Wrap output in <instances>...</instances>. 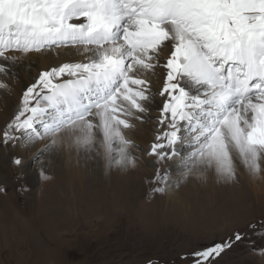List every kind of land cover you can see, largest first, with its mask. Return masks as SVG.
I'll use <instances>...</instances> for the list:
<instances>
[{
	"label": "snow or ice",
	"instance_id": "obj_1",
	"mask_svg": "<svg viewBox=\"0 0 264 264\" xmlns=\"http://www.w3.org/2000/svg\"><path fill=\"white\" fill-rule=\"evenodd\" d=\"M57 48L83 59L40 72L4 129L5 146L47 141L38 156L59 144L99 148L108 168L126 169L139 147L126 133L158 96L146 155L176 162L182 175L157 169L161 186L152 191L193 174L230 181L237 163L264 171V0H0V77L15 75L23 57ZM159 68L163 87L154 91L148 74ZM232 243L192 253L193 264H211Z\"/></svg>",
	"mask_w": 264,
	"mask_h": 264
},
{
	"label": "rangeland",
	"instance_id": "obj_2",
	"mask_svg": "<svg viewBox=\"0 0 264 264\" xmlns=\"http://www.w3.org/2000/svg\"><path fill=\"white\" fill-rule=\"evenodd\" d=\"M166 56L162 53L161 59L167 60ZM153 78L152 83L155 82ZM28 87L27 84L23 87V92L17 96L18 102L11 105L10 121L0 125V264H193L192 253L230 238L232 246L211 264H264V190L260 180L255 179L253 185L258 188L249 190V196L246 192H237L230 203H225L222 198L229 192L217 193V200H214L209 188L217 190L225 182L223 179L213 172L193 174L172 185L181 200L171 201L166 191H152L161 186L153 182L156 170L160 169L161 175L168 172L176 179L182 175V169L176 162V169L172 168L171 161L160 162L161 166L154 161L150 168L139 154H134L136 160L143 163L128 167L138 170L134 186L138 189L127 190L129 193L122 200L118 190L106 183L105 193L109 195L107 203L102 200L98 220L86 222L91 216L88 213L81 216L79 212L81 218L75 222L47 221L41 209V194L49 188L48 192L51 190L52 195L57 196L60 189L53 185L56 176L45 167L46 153L36 155L29 166L28 170L35 175L30 182L24 167L13 163V159L19 157L15 152L17 145L19 142L23 145L24 141L9 142L7 146L2 142L4 129L18 112ZM8 89H2L5 102L10 99ZM160 107L161 103L158 114ZM93 151L97 153V149ZM42 167L46 179L41 175ZM113 168H108L109 173ZM113 173L120 175L115 170ZM210 174L214 177L208 178ZM236 175L239 177L237 171ZM94 177L97 173L90 171L74 186L76 195L81 187L83 195L89 193ZM68 191L71 190L65 193ZM197 193L202 196L197 197ZM117 197L119 201L116 202ZM83 204L89 207L88 202ZM83 209L81 206V212ZM117 212L125 216L119 217ZM236 233L241 234V240H234Z\"/></svg>",
	"mask_w": 264,
	"mask_h": 264
},
{
	"label": "bare ground",
	"instance_id": "obj_3",
	"mask_svg": "<svg viewBox=\"0 0 264 264\" xmlns=\"http://www.w3.org/2000/svg\"><path fill=\"white\" fill-rule=\"evenodd\" d=\"M164 54L168 56L170 55V52L166 51L164 52ZM81 59H83V57L80 56L77 51L73 48H63L61 50L53 49L41 53H31L28 56L23 57L22 60L17 62L12 68V71L15 73V75H12L10 73L6 77H0V79H3L4 82L7 83V88H9L8 90L10 93V99L5 102L2 98L4 90L0 89V125H5L7 122L10 121V119L8 120V118L9 113L11 112V105L13 103L16 104V102H18L17 96L21 92H23V87L26 84L30 87L34 83V81L39 78L40 72L49 70L53 67H58L63 63H73ZM164 62H166V60L161 59V64H163ZM164 75L165 72L163 68L157 69L155 75H152L151 73L148 74L149 80H151L152 76L154 77L153 80H155V82H151L154 91H158L160 88L163 87ZM159 104L160 98L157 96L155 102H151L147 105L148 111L145 118V122H134L136 124V127L126 133L129 138L134 140V142L139 146L138 149H134V154H139V156H142L143 160L145 159L144 161L150 168L153 167L154 161L159 166L162 165V163L157 162L154 157L146 155V149H148L149 145L151 144V141H153L151 139L153 138V135H155V121L159 115L157 112ZM46 142L47 141H37L33 145L32 143L26 142H24V144L22 145L19 142L17 145V149L15 150V152L21 159L23 158L24 163L22 166L24 167L25 173L29 178L30 182L34 181L35 175L33 171H29L28 168L33 163L34 157L37 155L36 151L43 148L44 143ZM139 162L143 163L142 160H136V164H138ZM140 166L144 167L143 165ZM175 166V162L171 161V167L175 168ZM45 167L50 173L56 176V178L54 179L55 181H53V185L55 184V187L60 189V195L57 196L52 195L51 190L48 192L49 188L46 189L47 191L44 190L45 193L43 195L41 194V209L43 210V215L47 221L49 219H52L54 221L60 220L62 222L69 223L75 222L81 218L80 213L81 216L85 213H88V215L91 216V219L86 220V222L89 220H98V214L99 212H101V206L103 208V205H101L102 200L104 199L107 203V196L109 195V193H105L107 190L105 189V186L108 182L113 185V188L118 190L122 200L125 199V196L128 192L127 190H129V192H132L133 189H138L137 187H134L137 184L136 181L138 179V170H133L131 168L121 169L119 167H115L109 173L108 167L106 166L104 153L99 148H97V153H94V151H81L80 153H77L74 148H67L63 144H59L55 147V150L51 154L46 153ZM262 168H264V162H262ZM114 170L117 171V173L119 172L120 175H116L115 173H113ZM90 171L97 173V177H94V181L92 180L91 182L93 187H91L90 185V192L86 195L82 194L81 189L83 188L81 187L79 188L80 192L76 195V193L73 191L74 186H76L77 184L79 185V183H81L83 178ZM152 171L155 172L154 169ZM236 171L239 173L240 178L238 177V175L235 174L234 179L230 181L224 180L225 182H223L222 184H225V187H223V185L221 184L222 187L220 186L217 190H215L214 188H212V186H208L213 191V194H211L214 200H217L216 194L222 193L223 191L229 192L227 197L222 196V199L225 203H230L229 201H231L232 198L235 197L237 192H246L247 196H249V190L253 191L255 190L253 188H258L253 185L255 179L260 180L259 184L264 190V171L253 175L250 174L239 163H237ZM212 174H214V172ZM212 174H210L209 176L207 175V177L213 178L214 176ZM130 185L133 187H131ZM65 190L71 191H68L66 194ZM214 191L217 192L215 193ZM71 192L72 194L70 195ZM196 195L200 198L202 196V193H197ZM166 196L171 201L173 200L180 202L181 200L179 195L173 190L172 186L171 190L166 191ZM115 201H119L118 197L115 198ZM84 202H88V208L83 204ZM114 205L112 207H114ZM81 206L84 207L82 212L80 210ZM117 215L119 217L125 216L122 212H117ZM86 228H90V225H86Z\"/></svg>",
	"mask_w": 264,
	"mask_h": 264
}]
</instances>
